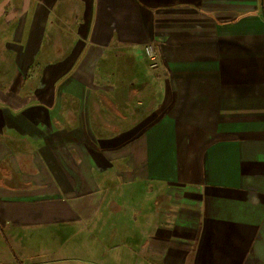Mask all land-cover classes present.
<instances>
[{
	"label": "crops",
	"instance_id": "crops-1",
	"mask_svg": "<svg viewBox=\"0 0 264 264\" xmlns=\"http://www.w3.org/2000/svg\"><path fill=\"white\" fill-rule=\"evenodd\" d=\"M0 46V263L264 264V0H0Z\"/></svg>",
	"mask_w": 264,
	"mask_h": 264
},
{
	"label": "rangeland",
	"instance_id": "rangeland-1",
	"mask_svg": "<svg viewBox=\"0 0 264 264\" xmlns=\"http://www.w3.org/2000/svg\"><path fill=\"white\" fill-rule=\"evenodd\" d=\"M0 59L2 60V63H1L2 77H6V76H8L11 73L10 66H9V63H8L9 62V57L6 55L5 51H3V49L1 48V46H0ZM147 65L149 67V64L148 63H147ZM117 66L118 67L116 69L114 68V73H126L128 71V68L125 67V64L123 62H121L120 60H119ZM149 69L151 70V68H149ZM163 201H164V199H163V197H161V202H163ZM145 205H146L145 207H147L149 205L147 203V201H145ZM1 235H2V233L0 231V237H1ZM36 235L37 234H35L34 236H36ZM37 244L39 245V243H32V245H33L32 251H33L34 254H37L38 251L40 250V247L39 246H36L35 247V245H37ZM30 245H31V243H30ZM36 249H37V251H36ZM58 254L59 253L54 254V257L53 258H50V259L48 258V260L46 261V263H43V264H84L82 261L79 262L75 258L74 259H69L67 257L58 258ZM71 255H72V253L71 252H68L66 256H71ZM95 259L96 258H94V260ZM36 260H37V263H39V262L41 263L44 260V258L43 257H37ZM100 260L102 262V259H100ZM2 261H5V260L0 257V262H2ZM23 262H27V261L24 260V259H23V261H21V259H18V261L15 264H23ZM31 262L32 261H30L29 264ZM96 263L97 264L99 263V260L98 259H96ZM0 264H2V263H0Z\"/></svg>",
	"mask_w": 264,
	"mask_h": 264
},
{
	"label": "built area",
	"instance_id": "built-area-1",
	"mask_svg": "<svg viewBox=\"0 0 264 264\" xmlns=\"http://www.w3.org/2000/svg\"><path fill=\"white\" fill-rule=\"evenodd\" d=\"M145 57L151 69H155L158 66V54L152 43L147 44L144 47Z\"/></svg>",
	"mask_w": 264,
	"mask_h": 264
}]
</instances>
